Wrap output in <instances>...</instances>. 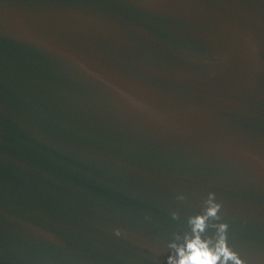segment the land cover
<instances>
[{
	"label": "water",
	"instance_id": "obj_1",
	"mask_svg": "<svg viewBox=\"0 0 264 264\" xmlns=\"http://www.w3.org/2000/svg\"><path fill=\"white\" fill-rule=\"evenodd\" d=\"M213 205L264 264V0H0V264H168Z\"/></svg>",
	"mask_w": 264,
	"mask_h": 264
},
{
	"label": "clouds",
	"instance_id": "obj_2",
	"mask_svg": "<svg viewBox=\"0 0 264 264\" xmlns=\"http://www.w3.org/2000/svg\"><path fill=\"white\" fill-rule=\"evenodd\" d=\"M219 205H213L207 210L206 216L190 219L192 233L186 235L182 243H173L174 250L168 256V264H247L239 254L228 247L224 235L213 242L211 238H202L201 233L206 228L207 216H215ZM221 225V233L226 229Z\"/></svg>",
	"mask_w": 264,
	"mask_h": 264
}]
</instances>
